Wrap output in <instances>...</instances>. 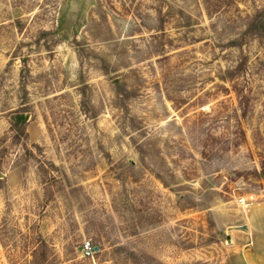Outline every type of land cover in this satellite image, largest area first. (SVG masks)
<instances>
[{"label": "rangeland", "instance_id": "374dc122", "mask_svg": "<svg viewBox=\"0 0 264 264\" xmlns=\"http://www.w3.org/2000/svg\"><path fill=\"white\" fill-rule=\"evenodd\" d=\"M262 20L0 0V264H264Z\"/></svg>", "mask_w": 264, "mask_h": 264}, {"label": "water", "instance_id": "95a60500", "mask_svg": "<svg viewBox=\"0 0 264 264\" xmlns=\"http://www.w3.org/2000/svg\"><path fill=\"white\" fill-rule=\"evenodd\" d=\"M86 1L88 3L91 0H86ZM62 13H63V15H65L64 11H62ZM29 119H30L29 116H23V115H18L16 117V120H18V121H29ZM3 176L4 175L0 172V178H3ZM233 229L239 230V231H243V232H248L249 231V226H248V224L244 223L242 225L233 227ZM226 242H227L228 245L232 244V239H231V237L229 235H227Z\"/></svg>", "mask_w": 264, "mask_h": 264}, {"label": "built area", "instance_id": "2783aa9c", "mask_svg": "<svg viewBox=\"0 0 264 264\" xmlns=\"http://www.w3.org/2000/svg\"><path fill=\"white\" fill-rule=\"evenodd\" d=\"M82 253L84 258H93L95 254V249L90 241H85L82 248Z\"/></svg>", "mask_w": 264, "mask_h": 264}, {"label": "trees", "instance_id": "16d2710c", "mask_svg": "<svg viewBox=\"0 0 264 264\" xmlns=\"http://www.w3.org/2000/svg\"><path fill=\"white\" fill-rule=\"evenodd\" d=\"M258 25H259V26H263V25H264L263 20H262L261 22L259 21V22H258ZM17 121H18V120H17ZM21 124H22V122H19V123H18V125H21ZM22 132L25 134V132H24L23 130H22ZM25 135H26V134H25ZM27 137H28V136H27Z\"/></svg>", "mask_w": 264, "mask_h": 264}]
</instances>
